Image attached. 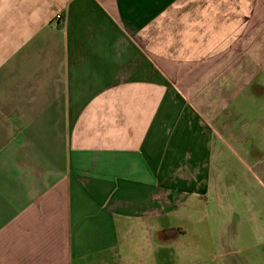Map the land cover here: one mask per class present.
<instances>
[{"label": "crops", "instance_id": "crops-1", "mask_svg": "<svg viewBox=\"0 0 264 264\" xmlns=\"http://www.w3.org/2000/svg\"><path fill=\"white\" fill-rule=\"evenodd\" d=\"M243 90L264 0H0V264H264L255 213L208 211L264 184Z\"/></svg>", "mask_w": 264, "mask_h": 264}, {"label": "rangeland", "instance_id": "rangeland-1", "mask_svg": "<svg viewBox=\"0 0 264 264\" xmlns=\"http://www.w3.org/2000/svg\"><path fill=\"white\" fill-rule=\"evenodd\" d=\"M262 91V90H261ZM247 92V91H246ZM245 90L241 92V97L238 101V104L240 105V113L241 116L247 120L253 121L256 120L258 122H262L264 119V91L261 93H257L255 95V91H248L247 94ZM255 143L258 144L257 148L263 147V140L261 139V136L259 139L255 140ZM242 168V166H240ZM241 174H238L239 177L242 176V179H239L238 182L236 181V178L234 180V174L231 176H228L225 180V186L223 189V201L218 203L215 200L211 199L210 203V209L208 211L215 210V215L218 214L220 217L222 216V219L216 218L210 221L211 226L213 228H216L218 225H222L225 222V218L229 217L228 223L224 226L225 229H232L231 224H233V220L235 218V215H229L225 216L229 212H235L239 213L240 215L243 213L252 211L255 213V220L252 221L251 226L255 225V228L258 230V227L260 225L264 224V184L254 182L253 179L250 178L249 174L244 172L243 169H240ZM249 172V171H248ZM229 175V174H228ZM237 185L239 187H237ZM254 189L258 199V211L257 207L251 204V199H245V195L249 196V190ZM244 190H247V193H244ZM165 195V194H164ZM165 202V203H164ZM163 203V210H168L169 203L168 198L165 195L164 199L162 200ZM248 209V210H247ZM212 214V212L210 213ZM247 221L240 220L239 225H237V228L244 229L247 227L248 223ZM254 228V227H253ZM262 231H264L262 229ZM256 247L257 248H264V235H259L258 238L255 240ZM194 243V242H193ZM192 244V243H191ZM217 252V250H215ZM219 258H215L217 260ZM221 260V259H220Z\"/></svg>", "mask_w": 264, "mask_h": 264}, {"label": "built area", "instance_id": "built-area-1", "mask_svg": "<svg viewBox=\"0 0 264 264\" xmlns=\"http://www.w3.org/2000/svg\"><path fill=\"white\" fill-rule=\"evenodd\" d=\"M61 17H62V16H61L60 14H57V15H56V18H57V19H61Z\"/></svg>", "mask_w": 264, "mask_h": 264}]
</instances>
